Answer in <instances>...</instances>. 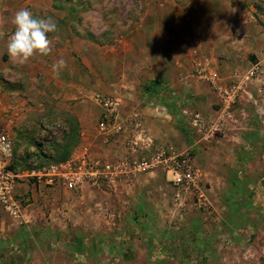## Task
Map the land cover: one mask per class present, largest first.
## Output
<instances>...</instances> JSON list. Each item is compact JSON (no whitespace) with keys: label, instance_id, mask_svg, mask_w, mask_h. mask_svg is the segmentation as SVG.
Listing matches in <instances>:
<instances>
[{"label":"rangeland","instance_id":"obj_1","mask_svg":"<svg viewBox=\"0 0 264 264\" xmlns=\"http://www.w3.org/2000/svg\"><path fill=\"white\" fill-rule=\"evenodd\" d=\"M30 1L34 6L28 10L34 16H51L57 21L59 30L53 33L54 36H65L70 43L83 41L97 45L124 44L127 34L145 15L156 18L172 15L175 19L188 21L198 13L194 10V0ZM192 76L194 78V72ZM195 79L212 91L209 84ZM232 81L231 78L226 85ZM249 94L250 97L235 111L237 122L230 124L225 139L213 144H199L192 152L202 181V197H191L179 206L172 190L152 187L153 218L148 215V222L144 221L146 228L142 236L133 229L135 226L136 230H142L137 227L142 216L141 202L139 199L130 202L125 191L115 197L101 193L97 196L98 192L93 191L77 196L71 192L35 189L33 196L30 195L26 222L19 224L4 216L7 225L30 227L23 235L29 243L27 255L32 259L31 264H45L48 259H55L54 263L60 264L68 256L75 259L76 253L78 258L87 259L89 252L97 251L92 249L94 241L113 243L111 250L116 260L109 261L110 264H139L121 259L131 254L122 243L134 241L143 245L133 250L132 256L145 254L149 257L147 264H220L219 258L225 260L223 264H264V76L253 83ZM19 98H9V102L0 104V127L13 140L16 160L21 162L17 168L21 169L30 160L33 161L31 164L47 163L49 159H45L42 152L52 156L53 145L63 142L66 114L52 116L42 112L39 105H23L24 100ZM164 100L180 117L179 125L185 128L182 137L172 136L181 147L166 144L177 152H184L198 140L182 112L190 107L178 103L175 96L168 94ZM146 102L157 105L162 100L153 96L146 98ZM216 102L217 97L211 103V109ZM27 110L32 112L27 113ZM169 132H172L171 128ZM156 176L158 186L168 184L161 180L162 173ZM133 193L138 195L136 190ZM100 204L102 210L97 206ZM147 206V203L143 206L146 211L149 210ZM69 228L73 233H68ZM159 240L166 244L160 245L161 249L157 244ZM101 251H104L102 258L106 257L107 250ZM164 252L166 258L157 260L155 256ZM9 255L13 257L11 253Z\"/></svg>","mask_w":264,"mask_h":264},{"label":"crops","instance_id":"obj_2","mask_svg":"<svg viewBox=\"0 0 264 264\" xmlns=\"http://www.w3.org/2000/svg\"><path fill=\"white\" fill-rule=\"evenodd\" d=\"M193 5L198 13L188 21L175 19L172 15L166 18L145 15L127 34L124 44L70 43L65 36L49 34L52 40L50 53L47 56L37 54L26 64H20L8 55V37L15 31V13L34 5L30 0H0V104H5L9 98L15 100L20 97L18 100H24L23 105H39L42 112L52 116L66 114V133H73L78 138L75 150L83 145L91 146L99 156L113 159L119 148H105L102 137L97 135L102 109L93 102L92 96L95 93L116 95L124 101L121 107L123 119L138 108L158 145L168 146L166 143H169L181 147L172 136L182 137L181 132L185 128L179 125L180 117L173 109L166 107L164 99L167 94L175 96L178 103L187 104L192 110L209 114L216 94L193 78L195 66L211 64L220 73L225 86L233 74L245 71L253 62L264 59V0H194ZM61 58L67 62V67L56 74L52 65ZM153 96L159 97L162 103H147L146 98ZM31 112L27 110V113ZM161 180L168 183L165 175ZM156 181H159L157 176H142L135 189L124 190L130 202L136 199L141 202L138 203L142 207V216L137 227L142 230L133 228L134 233L141 236L145 234L144 221L148 222V215L153 218L152 187L173 191L169 183H161L159 187ZM134 190L138 195L133 193ZM34 192L35 188L27 183L17 187L18 195L30 199ZM145 203L147 211L143 208ZM4 216L0 213V264H31L32 259L27 255L29 243L25 242L27 236L23 235L24 230L30 227L7 225ZM67 231L73 233L70 228ZM72 244L76 245V242ZM91 244L97 251L89 252V258H78L76 253L75 259L68 256L60 264H110L109 261L116 260L111 250L114 248L112 242L94 241ZM157 244L160 249L166 245L162 240ZM141 245L143 243L138 241L122 243V247L129 249L131 254L121 259L127 263L147 264L149 257L145 254L132 256L133 250ZM102 249L107 250L104 258ZM155 257L163 260L166 252ZM219 259L223 264L225 260ZM46 261L45 264H58L57 261L54 263L55 259Z\"/></svg>","mask_w":264,"mask_h":264},{"label":"built area","instance_id":"obj_3","mask_svg":"<svg viewBox=\"0 0 264 264\" xmlns=\"http://www.w3.org/2000/svg\"><path fill=\"white\" fill-rule=\"evenodd\" d=\"M263 76L264 60H258L242 74L233 76L229 85L223 86L218 72L209 63L197 64L194 78L211 86L217 102L209 115L191 108L182 110L189 129L198 139L184 152L158 145L146 127L141 110L135 108L127 119H123V99L102 93L92 96L93 102L102 109L96 131L105 148H119L113 159L99 156L91 146L83 145L67 161L29 164L20 169L14 165L13 140L0 127V213L16 223L26 222L31 199L18 195L17 187L21 183L39 190H64L77 196L86 191L119 196L124 190L132 189L140 177L162 173L179 206L191 197H202V181L192 151L199 144H213L225 139L230 124L237 122L235 111L238 106L250 97L253 83ZM97 206L101 209V204Z\"/></svg>","mask_w":264,"mask_h":264},{"label":"clouds","instance_id":"obj_4","mask_svg":"<svg viewBox=\"0 0 264 264\" xmlns=\"http://www.w3.org/2000/svg\"><path fill=\"white\" fill-rule=\"evenodd\" d=\"M15 31L8 37L7 52L9 57L20 64H26L30 58L39 54L47 56L51 51L52 40L49 34L58 32L57 21L51 16H34L28 9L17 11L13 18ZM67 67L61 58L52 65L54 73Z\"/></svg>","mask_w":264,"mask_h":264},{"label":"trees","instance_id":"obj_5","mask_svg":"<svg viewBox=\"0 0 264 264\" xmlns=\"http://www.w3.org/2000/svg\"><path fill=\"white\" fill-rule=\"evenodd\" d=\"M166 107L171 108L167 104H166ZM63 136H64V139H63V142L61 144H57L56 146L53 145L54 148L52 149V152H54V153L52 156L48 155L46 152H42L43 157L47 160L49 159L47 161V163H55V162L58 163V162L67 161L72 156V154L74 153L75 148L78 145L77 136L73 133L72 134L65 133ZM70 138H73L72 141L70 140ZM30 162H33V161L30 160L29 162H27V164H25V165L23 164L24 167L22 166L23 168H21V169L27 168L28 165L31 164ZM18 164L21 165V162H18L16 160V154H15V150H14V165H15V167H17ZM33 164L38 165L41 163L34 162Z\"/></svg>","mask_w":264,"mask_h":264}]
</instances>
